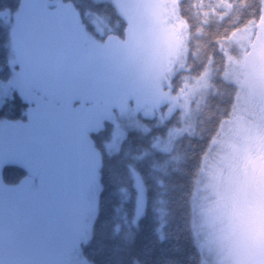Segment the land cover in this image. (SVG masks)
Masks as SVG:
<instances>
[{"label": "rangeland", "instance_id": "1", "mask_svg": "<svg viewBox=\"0 0 264 264\" xmlns=\"http://www.w3.org/2000/svg\"><path fill=\"white\" fill-rule=\"evenodd\" d=\"M111 1L127 20L124 38L98 39L85 29L78 12L60 0H22L20 8L13 13L26 20L31 52L29 71H15L0 83V104L14 90L27 103L25 119L18 122L26 133L44 143L47 160L52 150L67 149L74 154L78 150V159L84 161L82 152L91 143V132H96L105 120L113 124L111 136L105 141L106 150L112 152L118 148L127 129L146 126V120L151 117L166 120L179 109L183 126L176 132L170 128L167 142L161 144L163 150H169L173 138L188 130L192 101L206 90L208 70L192 84L185 82L176 91L172 87V77L183 68L187 56L188 28L179 12L180 0ZM47 8L51 17L63 11L68 14L56 44L43 17ZM262 36L264 0L261 18L233 33L223 44L228 77L236 81L238 90L243 85L239 77L246 76L239 103L252 98L249 82L264 73L252 58L264 57ZM51 46H56L54 54ZM60 55L66 59L63 66L58 62ZM129 60L132 66L124 68L123 63ZM236 104L237 100L234 109ZM240 110L242 105L236 112ZM5 124V120L0 122V130ZM219 134L220 131L211 145L217 143ZM215 149L198 175L193 193L192 220L201 264H264V253H260L257 244L261 223L248 222L239 234L234 230L237 220L231 217L230 205L221 199L219 186L222 183L219 161H227L231 155L221 151L219 145ZM75 160L69 157V163L74 164ZM99 160V152L91 147L83 176L85 183L77 186L79 196L70 195L71 202L67 201L70 210L67 208L61 213L63 221L55 223L51 232L46 230L50 238L42 264H91L82 253L81 244L89 238L98 207ZM59 165L61 160L54 158L37 178L25 176L17 185H5L0 174V187L8 188L11 194L24 191L21 199L24 209L35 207L41 200L45 211L52 202L60 206L66 198L62 199V192L57 189L63 178ZM131 170L137 191L134 215L137 223L144 211L145 188L138 172ZM72 176V180L76 178V174ZM45 178L53 181L47 182ZM47 183L53 187L49 191ZM45 191H48L47 198Z\"/></svg>", "mask_w": 264, "mask_h": 264}, {"label": "trees", "instance_id": "2", "mask_svg": "<svg viewBox=\"0 0 264 264\" xmlns=\"http://www.w3.org/2000/svg\"><path fill=\"white\" fill-rule=\"evenodd\" d=\"M60 1L74 8L85 29L98 39L125 37L127 20L111 0ZM21 2L0 0V83L15 71H29L26 20L13 14ZM179 12L188 28L187 56L183 68L172 77L173 90L185 82L192 84L208 70L206 90L191 103L188 130L173 138L169 150L161 148L170 128L176 132L183 126L179 109H175L166 120L151 117L146 126L127 129L118 148L108 152L105 141L113 124L105 120L91 132V143L82 152L84 161L77 153L74 164L65 163V151L49 152V163L54 158L61 160L57 168L63 178L57 189L66 200L60 206L52 202L46 211L43 200L24 209V191L11 194L8 188L0 187V264H42L50 238L46 230L51 232L55 223L63 221L61 213L70 210V195L79 196L77 186L85 183L91 147L100 155V188L89 238L81 244L86 259L91 264H201L192 220L193 193L198 175L216 148V144L211 145L213 138L231 118L238 91L236 81L228 77L223 44L233 33L261 18L263 0H180ZM62 13L66 19L67 12ZM26 107L14 90L0 104V122L23 121ZM131 168L138 172L145 188L144 211L137 223V191ZM0 174L5 185H17L28 176L16 166H6ZM48 186V191L53 188Z\"/></svg>", "mask_w": 264, "mask_h": 264}, {"label": "flooded vegetation", "instance_id": "3", "mask_svg": "<svg viewBox=\"0 0 264 264\" xmlns=\"http://www.w3.org/2000/svg\"><path fill=\"white\" fill-rule=\"evenodd\" d=\"M50 13L48 8L45 9L43 17L56 44L63 32L67 18H63L64 13L62 12L56 14L55 17H51ZM261 38L263 40L261 47L264 49V36ZM55 48L56 46H51L52 54L56 51ZM252 58L256 60L258 65H261L262 72H264V59H262L264 57L252 56ZM65 60V57L58 56L60 66L65 64ZM108 65L105 66L108 67ZM131 66V60L123 63L124 68ZM239 78L244 85L246 76L241 75ZM243 85L237 91L236 108L233 110L228 123L224 124L220 130L217 138L216 146H221V151L231 155L226 156L227 161H219L222 165L220 170L222 183H219V186L222 192L221 199L225 205H230L228 210L232 213L231 217L237 220V227L234 229L236 232L238 231L237 234L248 222L261 223L262 228L257 244L260 253H264V73L257 74L249 82V85H252V98L243 99L244 101L239 103V99L245 90ZM241 105L242 111L237 113L236 110ZM63 151H65L64 160L66 163H69V157L74 159L78 152L76 150L74 154L67 149ZM47 162L46 159V165Z\"/></svg>", "mask_w": 264, "mask_h": 264}, {"label": "water", "instance_id": "4", "mask_svg": "<svg viewBox=\"0 0 264 264\" xmlns=\"http://www.w3.org/2000/svg\"><path fill=\"white\" fill-rule=\"evenodd\" d=\"M46 164L45 145L26 133L21 124L11 122L0 130V170L16 166L37 178Z\"/></svg>", "mask_w": 264, "mask_h": 264}]
</instances>
